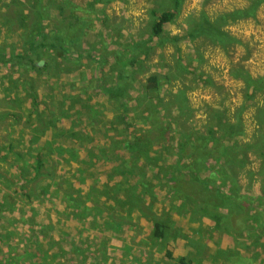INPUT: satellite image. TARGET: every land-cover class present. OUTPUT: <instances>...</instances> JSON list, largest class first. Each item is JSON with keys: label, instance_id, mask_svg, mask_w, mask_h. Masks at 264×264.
Returning a JSON list of instances; mask_svg holds the SVG:
<instances>
[{"label": "rangeland", "instance_id": "374dc122", "mask_svg": "<svg viewBox=\"0 0 264 264\" xmlns=\"http://www.w3.org/2000/svg\"><path fill=\"white\" fill-rule=\"evenodd\" d=\"M251 1L181 0L177 5L174 0H0V12L14 22L12 27H4L0 20V48L6 47L14 56H31L34 44L29 40L36 39L38 32L55 31L59 37L61 28L67 29L72 24V31L85 33L83 40L73 38L70 60L53 53L43 56L42 65L47 63L50 67L30 70L27 65L0 62L1 261L182 264L183 259L184 264H264V0L255 13L220 22L221 30L235 38L228 45L203 35L181 42L170 40L172 36H186L191 20L199 14L209 16L204 25L210 31L213 21L236 10H247ZM41 2L46 6L38 16ZM6 4H10L7 10L3 8ZM155 9L157 14L169 9L174 13L173 20L165 24L163 41L157 37L151 41V25L157 17ZM134 40L148 41L152 48L150 57L142 56L135 71L141 82L132 93L133 97L142 95L140 105L132 103L129 97L131 103L125 110L123 99L92 89L102 76L108 87L115 79L109 62L98 65L86 58L87 48L99 49L96 52L100 53L116 49L117 43ZM153 73L169 75V82L161 93L152 89L145 100L142 84ZM70 83L77 88L71 89ZM84 87L85 91H81ZM33 92L39 96L36 105ZM78 93L85 94L76 100V108L81 109L85 102L92 108L88 128L84 111L81 116L70 112L72 116L66 117L61 109L55 110L54 100ZM72 104L66 99L64 106L70 108ZM52 114L59 116L58 121L39 120L41 115ZM149 116L152 123L145 124ZM72 119L85 125V137L89 135L88 129L98 123L111 129L117 122L126 131L123 119L129 120L131 129L150 142L148 148L138 153L139 162L159 165V172H153V168L149 173L142 171L136 161L139 168L136 181L145 186L141 188L139 183L134 186L128 182L132 178L126 175L117 181L121 177L102 174L116 163L114 159L108 163L103 160L105 166L98 162L96 168L84 169L85 180L73 177L94 144L106 146L111 141L101 134L95 138L90 134L86 144L78 145L71 144L74 139L68 136L63 144L71 154L60 158L58 142L49 145L46 141H51L52 136L59 137L63 127H75ZM210 125L217 133L209 142L212 150L204 162H195L200 158L196 148L176 152L179 143L196 142L195 136L207 134ZM35 127L42 131L38 139L31 137ZM167 128L182 135L193 131L195 135L171 139ZM116 132H108L112 141L118 140ZM156 142L161 146H156ZM146 150L151 155H145ZM113 154L120 158L125 151ZM38 158L43 163L41 174L33 170ZM188 168L190 176L180 174L175 178ZM21 173L27 180L20 187L17 182ZM63 174L68 183H73V189L69 186L67 190L82 202L68 206L53 188L52 179ZM171 175L175 179L168 178ZM103 182L106 204L100 201L103 197L97 202L87 191L93 184L101 189ZM25 192L33 198L29 200ZM6 203L9 208H5ZM95 206L103 207V212ZM108 212L113 215V222L120 224H116L119 229H110L113 233L104 230L103 224L109 222L104 213ZM157 221L168 224L162 239L153 236ZM82 240L87 245L79 246ZM87 248L95 255L103 254V260L88 256ZM169 251L173 261L165 257ZM72 254L77 255L78 261Z\"/></svg>", "mask_w": 264, "mask_h": 264}, {"label": "trees", "instance_id": "16d2710c", "mask_svg": "<svg viewBox=\"0 0 264 264\" xmlns=\"http://www.w3.org/2000/svg\"><path fill=\"white\" fill-rule=\"evenodd\" d=\"M176 2L177 5H179L181 3V0H174ZM262 0H252L251 1V5L249 6V8L247 10H243V11H234L230 14L226 15H222L220 18H218L217 20L213 21V25H212V29L210 31H207L208 27H206V25H204V23H206L208 20H210L209 16H207L205 13H202L201 15L199 14V17H194L191 22H190V28L187 31V35L184 37H178V36H172L170 37V40L172 42H181L184 39H189V40H193L195 37H197L198 35H203V36H208L210 37L212 40L216 41L217 43H221L223 45H228L230 43H232L235 38L230 35L225 33L224 31L221 30V26H220V22L222 20H226L225 22H227L228 20L232 19H239L241 16H243V14H253L256 12L257 8L259 7V5L261 4ZM46 4L45 3H40V11H39V15H41V10L43 7H45ZM10 7V4H6L3 6V8L5 10H7ZM157 10L155 9V14H157ZM0 14H3L2 16H0V20L2 22V25L5 27H7V25L9 27H12V25L14 24V22L10 19L9 15H5L3 11L0 12ZM5 15V16H4ZM174 18V13L172 12L171 9L169 10H162L159 12V14H157V17L154 19L153 24L151 25V41L154 40V37H157L159 41H163L164 40V28H165V24L172 21ZM204 21V22H203ZM71 26L72 24H69L67 29H62L61 28V32L60 35L58 37V33L53 31L51 34L45 33V31H43V33L38 32L36 35V39L32 38L29 40V42L33 45V49H32V55H13L12 52H7L6 47L4 48H0V62L4 63V64H11V65H17L20 67L26 66V69H43V68H47L50 67V65H48L47 63H45L44 65H42V62L40 60H43V56L47 55V53H53V54H57L58 58H64L66 57L67 59H71V57L68 55L69 50H74L72 48V40L73 38L77 39V40H83V36L85 33H82L81 31H72L71 30ZM74 34V35H72ZM23 36H20V38H22ZM156 41V44L159 43V41ZM115 42V41H114ZM158 42V43H157ZM118 47L116 49H110L109 51H104V52H100L97 53L96 51L99 49L96 48H87L88 54H87V59L91 58V60H94L96 62H98V65H103L105 63H110L111 69L110 72H112L114 74V78L115 81L113 82V85L111 86H106V84L104 83V76L101 77L100 79V83H98V85H96V82H94V87L92 89H96L98 90L102 95L106 94L112 98H118V99H123L124 103H123V108L125 110L128 109L129 104L131 102H129V97L132 98V103H135L136 105H140V101L142 98V95L140 94L137 97H133V93L132 90L135 89L137 87V84H140V80H137L135 77V71H137L138 66L141 62V58L142 56L145 57H150L151 54V49L152 46L148 44V41H142V40H134V41H127L125 43H117ZM78 48V47H76ZM63 55H62V54ZM113 57V59L110 60V57ZM110 60V61H109ZM67 63V60H64ZM62 66V64H61ZM84 66V65H83ZM82 68V66H80L77 71L79 72V70ZM93 69V67H92ZM75 70L71 71L74 72ZM93 76V75H92ZM169 75H162V74H151L148 79L146 80L145 83L142 84V88H143V94H144V99L145 97H149L150 92L155 93H161L164 89L163 86L165 85V83L169 82ZM108 78H111L110 76H107ZM94 78V77H93ZM95 80V79H94ZM31 87H33L34 85H32L30 83ZM71 89H76L77 86L75 84H69ZM28 85V89L31 88ZM141 88V89H142ZM86 87L82 88L81 91H85ZM137 92V91H136ZM85 94V93H84ZM83 94V95H84ZM82 93H78V94H67L64 95L62 100H54V104H55V110L57 109H61V113L64 114L66 117H71L72 113H74V116H81L82 111H84V116H85V121H86V126L87 128L90 126V121L88 119V116L90 114H93L92 108L90 106L87 107V103L85 102L83 104V107L81 109H77L76 108V100L81 99L83 97ZM72 97H76L75 99H73ZM33 98H34V103L35 105L38 104V100H39V96L33 92ZM66 99H70V101L73 103L71 105L70 108H66L64 105L66 103ZM146 100V99H145ZM129 102V103H128ZM44 106H46L45 103ZM34 107V105H33ZM81 111V113H80ZM127 116V115H125ZM59 116H57L56 114H52L50 115V117H45L43 115H41V117L39 118L40 121L42 122H55L58 121L56 119H58ZM137 118V117H136ZM104 119V118H102ZM79 119H72V123L75 121V127H71L70 129H67L66 127H63L62 130L59 132L58 136H52L51 141H46L47 144L51 145V143L54 142H58V152L60 154V158H66L67 155L71 154V151L68 150V146L63 144V141L66 142L67 137L69 136V138H73L74 139V143L71 144H75V142L79 145H84L87 143L88 140H90V134H93L94 138L98 135L101 134L103 135V137L107 138L108 140H110L111 142L108 141L106 146H100L98 143L94 144L93 150L92 151H87V156L83 157V162L81 163V166L78 167V171L73 172L74 176L76 178H81L83 180H85V175L82 174V171H84V169L87 168H91L94 169L96 168L99 164L98 162H102L103 160L105 162H109L114 159H116V163L113 164L111 167L105 168L104 171H102V174L106 173L107 175L110 176H115V177H121L123 175H126L128 179L132 178V180L128 179L126 181H128L131 185H137V183H139V186L142 188L143 186H145L144 183H140L137 180V177L139 176V168L136 165V161H138V165L140 167V170L145 171L147 173H149L150 169L153 168V172H159V165L156 166H152V165H147L143 160L139 162V160H141L138 157V153L142 152L143 148H148L150 145V142L147 139L142 138V136L137 132L131 129V127L133 125H131L132 123L129 122V120L123 119L125 122L124 128H126V131H123V128L119 127V124L116 122L114 123V126L111 127V129H109V127L106 128V126H102L100 123L96 124L93 128L88 129L87 133L89 134L87 137H85L83 134L85 133V131L83 130V127H85V125L82 123L78 122ZM140 124H143V121L141 119H139ZM145 124H151V116L148 117V119L144 122ZM129 125V126H128ZM98 126V127H96ZM114 127L120 128L122 129V132H116L119 131L117 129H115ZM97 128L95 130H91ZM116 132V138L118 139L117 141H112L109 136H108V132ZM167 134L169 136H171V139H175V136H179L182 135L181 132L175 131V129L172 128H167L166 129ZM208 133L201 135L198 134V136H200L199 138L197 136L196 137V142L190 141L187 145H185L186 143H179L178 145V149H177V153H180L184 151V149L186 147H191V148H196V152L197 154L200 155V158L198 160H196L195 162L197 164H200L199 161L204 162L205 159L208 157L207 153L212 150V147H210L209 142L213 139V136L215 133H217V129L215 131L213 125H210L208 127ZM53 133V131H52ZM36 134V136H35ZM35 134L31 133V137L33 139H38L40 137V134H42L41 130H38L37 127H35ZM139 136H138V135ZM197 134V133H196ZM120 135L122 136V139L124 140L122 143H120L119 141L122 139H119ZM195 135V133L193 131L189 132V133H183L182 136H184L185 138H192ZM43 137H46V134L42 135ZM76 137V139H75ZM217 140V138L215 139ZM96 140L93 141V143ZM165 143L167 142V139L164 138ZM71 142V139H70ZM176 142V141H173ZM199 142V143H198ZM120 143V144H119ZM118 145H120V147H118ZM156 146H161L160 142H156ZM163 147H165V145H163ZM119 148V149H117ZM198 148L202 149V151H200ZM38 150L42 151L41 148H39ZM68 150V151H67ZM118 150H124L125 154H121L120 158L113 154V152L118 151ZM145 155L149 156L151 155V153L146 150L144 151ZM42 154H44V152H42ZM188 158H193L192 155L187 154ZM180 160V159H178ZM161 161V160H160ZM160 161L158 162V164H160ZM105 162H102V164L105 166ZM43 163L41 164L40 162V158L36 159L35 164L33 166V170L37 173V174H41L40 173V169L42 168ZM102 166V165H101ZM44 167V166H43ZM189 168L186 171L181 170L182 173L176 174L175 178L177 176H179L180 174H184V176H190L191 173H188ZM178 173V172H177ZM45 174V172H44ZM101 174V175H102ZM161 178V177H160ZM170 179H175L173 177V175H171L170 177H168ZM2 180L9 182L8 180L4 179L3 177H1ZM36 179V178H34ZM33 179V180H34ZM122 177L120 179H117V181H121ZM23 180H27V177L21 173L20 174V179L17 182L20 183V187L23 186ZM53 181V188L62 195L63 200L65 201V203L68 205V203L74 204V203H80L82 202L81 200H78V198L76 197L75 193H71V190L73 189V183H68V181L65 179L64 174L61 177H54L52 179ZM26 182V181H25ZM11 185L13 186L14 183L11 182ZM72 187L70 191L67 190V187ZM102 188L98 189V187L96 186V184L90 185L87 189V191H89V194H92L94 197H96L97 202H99L100 197H103V200H100L101 202L106 204V185L103 183H101ZM48 187V186H46ZM45 187V188H46ZM45 191V189L43 190ZM86 191V192H87ZM120 193H124L123 191H121ZM25 196L31 200L33 198V195L29 192H25L24 193ZM44 195V194H43ZM67 200V201H66ZM69 206V205H68ZM79 206V205H78ZM96 207V206H95ZM5 208H9V205L6 203L5 204ZM83 208V207H81ZM98 209H100L103 212V207H96ZM9 210V209H8ZM83 213H85V211H83ZM0 214H2V212L0 211ZM107 214L108 216V220L109 222H107L106 224L104 223V230L105 231H111L113 228L115 229H119L120 224L119 223H115L113 222V215H111L109 212L108 213H104ZM97 222V220H96ZM116 224H119L116 225ZM97 225V223L95 224ZM109 226V228H107ZM116 226V227H115ZM168 226V224L166 222H159L157 221L156 223H154L153 227V236L157 239H162L165 237V231L164 229ZM111 229V230H110ZM103 232V231H101ZM108 232H104V233H108ZM112 232V231H111ZM113 233V232H112ZM118 234V233H115ZM64 241V239H63ZM82 245H87V243H84L83 240L80 241L79 246ZM79 246L74 247L75 248H79L81 249ZM88 249V248H87ZM90 250V249H88ZM102 251L103 248H102ZM93 256L94 258L97 259H101L103 258V254L102 255H95L94 251L90 250V255L88 256ZM73 258L76 259V261H78V257L77 255L72 254L71 255ZM166 258H169L171 261L174 260V257L172 256V253L169 251L168 253L165 254ZM103 259H101L100 261H102ZM86 261H83V264H85ZM182 264H184V260L182 259L181 262ZM0 264H7L5 261H1L0 260Z\"/></svg>", "mask_w": 264, "mask_h": 264}]
</instances>
